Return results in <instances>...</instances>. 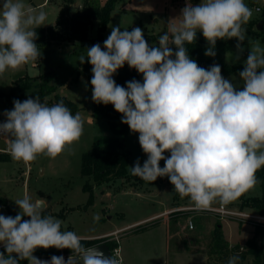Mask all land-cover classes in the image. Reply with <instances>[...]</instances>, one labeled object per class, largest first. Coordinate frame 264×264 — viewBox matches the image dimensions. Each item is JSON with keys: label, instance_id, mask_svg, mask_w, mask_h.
I'll list each match as a JSON object with an SVG mask.
<instances>
[{"label": "clouds", "instance_id": "1", "mask_svg": "<svg viewBox=\"0 0 264 264\" xmlns=\"http://www.w3.org/2000/svg\"><path fill=\"white\" fill-rule=\"evenodd\" d=\"M252 15L245 0H202L195 6L186 0L158 46L149 45L140 27L121 31V26H111L103 49L97 43L79 58L92 65L93 102L113 105L121 122L139 134L147 159L142 166L137 159L129 167L131 174L147 182L168 177L174 191L197 210L236 201L256 186V173L264 167V46L247 36L245 25ZM46 19L43 9L24 0H2L0 77L40 59L36 29ZM198 32L208 42L204 54L209 57L216 55L217 40L236 38L238 61L248 41L249 54L238 73L242 89L222 76L219 64L205 69L189 57L186 45L195 42ZM125 64L142 74L143 82L116 84L113 75ZM13 105L3 113L0 136L8 138L6 151L15 161L55 158L83 134L80 113L73 115L63 100L49 106L35 96ZM14 202L20 209L15 217L0 215V244L7 254L0 252V264H121L118 256L107 258L97 248H86L74 231H62L63 222L45 214L43 198L33 201L25 193ZM52 247L70 249L72 255L67 260L33 255L37 248ZM239 260L234 254L227 264Z\"/></svg>", "mask_w": 264, "mask_h": 264}, {"label": "rangeland", "instance_id": "2", "mask_svg": "<svg viewBox=\"0 0 264 264\" xmlns=\"http://www.w3.org/2000/svg\"><path fill=\"white\" fill-rule=\"evenodd\" d=\"M44 1L24 0L27 5L37 10L43 9L47 13L46 25L42 26L47 27L55 24L64 1ZM253 1L260 5L264 3V0H245V3L253 8ZM85 2L103 6L107 0H74L71 11L80 10ZM190 2L195 6L202 0ZM185 4L186 0H116L104 35H110L111 26H121V31L140 27L143 33L154 31L160 36L168 30V22L180 15ZM260 18L261 12H254L245 27H252L257 32L262 30L263 26L261 29L257 27L260 21L256 24ZM97 33L98 22L95 21L85 41H50L44 44L35 41L42 53L39 63L29 62L19 70L6 71L0 77V121L6 120L3 113L13 109L14 100L23 102L27 99L21 97L19 92L11 95L14 81L24 75L34 77L37 84L43 78H48V84L53 87V93L49 97L54 98L58 94L72 99L80 108L79 113L83 119V134L80 139L55 158L38 155L34 161L25 163L13 160L8 154L7 160H0V215L15 217L20 209L14 201L27 193L33 201L44 199L47 205L45 214L60 219L63 222L62 231H74L83 239L121 228L112 233V236L118 238L123 264H215L214 259L220 254L245 252L250 253L248 261L252 260L255 253L264 251L257 240L264 235L263 224L249 217L230 216L222 219L210 212L193 209L188 197L178 199L174 196L168 177H158L152 183L137 182L134 178L117 179L100 185L94 184L91 191L84 189L87 178L81 174L82 155L91 150L96 136L111 134L106 120L93 118L89 79L91 73L85 70L84 63L79 62L80 56H86V49L91 47V40ZM247 36L259 40L264 46L257 33H247ZM243 47L244 52L240 54L238 61L234 59L237 55L236 43L229 49L215 48V57H207L220 63L244 65L249 54L247 40L243 42ZM240 71L229 73L224 78L242 89L243 82L238 75ZM25 93L31 94L32 89ZM138 136V133L130 130L121 137L131 151L128 165L131 176L129 167L137 159L142 166L147 159ZM164 155L169 157L170 153L165 152ZM164 164L165 161L161 160L160 167H164ZM255 196H264L262 182H257L244 195L245 198ZM242 203L243 199L238 198L226 207L248 213L260 212L257 208ZM219 205L221 204L217 202L212 206ZM160 212L163 214L152 217ZM23 219L30 218L25 216ZM190 219L195 223L193 229L188 227ZM231 229L247 230L251 238L246 245H241L229 236ZM51 249L36 250L48 253Z\"/></svg>", "mask_w": 264, "mask_h": 264}, {"label": "trees", "instance_id": "3", "mask_svg": "<svg viewBox=\"0 0 264 264\" xmlns=\"http://www.w3.org/2000/svg\"><path fill=\"white\" fill-rule=\"evenodd\" d=\"M63 1L64 4L60 7L55 24L36 29L38 38L35 41L41 44L50 41L82 42L87 39L90 28L93 26L94 22L97 21L98 33L94 38H92L91 46L99 43L103 49V42L107 39L104 35V31L109 23L110 14L116 0H107L103 6L85 2L84 6L75 12L71 11V3L74 0ZM253 5H258V3L253 1ZM259 21L262 22V30H258L257 32L252 27L246 29L249 34L257 33L264 43V3L261 5V18L256 22V24ZM144 38L150 46H158L159 36L157 34L145 32ZM235 43H237L236 38L221 39L217 40L215 48L229 49L230 46ZM186 47L189 57L195 60L198 66L208 69L214 63L219 64L221 66L223 77L236 70H243L244 65L242 64L220 63L212 58H208L204 53L209 45L203 37L202 32H198L195 42L191 45H186ZM172 48L175 51L174 45H172ZM84 68L91 73L89 77L91 81L93 76L92 65L87 62V59L84 62ZM113 79L116 84L124 87H126L127 81H131L133 79L143 82L142 74L138 73L134 68H130L127 64L118 69L117 73L113 75ZM29 89H32V93H25ZM15 92H19L21 97H25L27 99L29 97L35 98V96H38L42 103H46L49 106L63 100L64 104L71 110L73 115L80 110L78 105L65 95L57 94L54 98L49 97V95L53 93V87L48 84V78H43V81L37 84L34 77L24 75L14 81L11 95L13 96ZM93 118L96 120H106L109 124L111 134L96 136L93 140L91 150L82 155L81 174L87 178L84 189L91 191L93 190L94 184L100 185L117 179L130 180L131 178H134L137 182H147L137 176L133 177L128 173L131 151L127 148L121 137L127 135L130 128L128 125L121 122L122 114L115 111L113 105L111 104L104 105L93 102ZM8 157V153H0V160H7ZM256 177L257 182H262L264 185V167L257 171ZM171 186L174 196L179 199V194L174 191V186L172 184ZM244 195L245 194L239 197L243 199V205L253 206L254 208H257L261 214H264V196L245 198ZM81 242L86 248L97 245L101 242H105L110 249L119 245L116 240H110L109 237L81 238ZM0 252H5L4 246L0 247ZM50 253H65L72 255L70 249H57L55 247H52ZM45 254V251L37 252V250L33 253L36 257L45 256ZM236 254L240 256L238 264H264V251L255 253L251 261H248L250 253L245 252ZM5 255H7L6 252ZM233 255L234 254H220L214 259V263L227 264L229 257ZM20 264H28V261H21Z\"/></svg>", "mask_w": 264, "mask_h": 264}, {"label": "built area", "instance_id": "4", "mask_svg": "<svg viewBox=\"0 0 264 264\" xmlns=\"http://www.w3.org/2000/svg\"><path fill=\"white\" fill-rule=\"evenodd\" d=\"M251 9L253 10V13L254 12H261V5L260 4L255 5ZM34 63H36V64L39 63V60L34 61L33 64ZM0 122H2V121H0ZM8 143H9V141H8L7 137L0 136V153H8L6 151ZM3 144H4V146H3ZM193 209H195V207H193ZM204 211H206L208 213L210 212V213H212L214 215H218L222 219L228 218L230 216H238V217H244V218L249 217V218H253L252 220H254L255 222L261 223V224L264 225V214H261L260 212H258V213H248V212L241 211V210L229 209L228 207L222 206V205H219L217 207L211 206L209 209L204 210ZM194 226H195L194 221L192 219H190L189 223H188L189 229H193ZM104 237H109L110 240H116L118 242V238L117 237H113L112 234L105 235ZM110 250H111V255L118 256L120 258V260H121V264H123V260H122L121 254H120L119 245L113 247V249H110Z\"/></svg>", "mask_w": 264, "mask_h": 264}, {"label": "crops", "instance_id": "5", "mask_svg": "<svg viewBox=\"0 0 264 264\" xmlns=\"http://www.w3.org/2000/svg\"><path fill=\"white\" fill-rule=\"evenodd\" d=\"M47 0H45L44 2H46ZM146 32H149V31H146ZM152 33L155 34L154 31H151ZM145 33V32H144ZM91 120V119H90ZM46 203V202H45ZM165 212V211H163ZM163 212H160L152 217H156V216H159L161 214H163ZM151 217V218H152ZM124 228V227H122ZM223 229L225 228V226L222 227ZM232 228V227H231ZM243 228V227H242ZM121 228L119 229H116V230H112L110 232H107V233H104L102 235H97V236H93V238H96V237H104L105 235H108V234H112V233H116L117 231H119ZM229 236L231 238H233V241H237L238 243H241V245H246L247 241L251 238L247 232V230L243 231V230H233L231 229L230 230V233H229ZM258 242H259V245L264 249V235L263 237L260 236V238L258 237ZM232 241V242H233ZM3 246V244H0V247ZM48 252V251H47ZM50 252L46 253L45 256H41V257H37L41 260H50V258L52 256H63L65 258V260H67V258L71 255V254H65V253H60V254H49ZM251 261V260H250Z\"/></svg>", "mask_w": 264, "mask_h": 264}, {"label": "water", "instance_id": "6", "mask_svg": "<svg viewBox=\"0 0 264 264\" xmlns=\"http://www.w3.org/2000/svg\"><path fill=\"white\" fill-rule=\"evenodd\" d=\"M258 29H261L262 28V22L260 21L259 24H258ZM88 248H97L99 251H101L104 255V257H107V258H111V250L109 248V246L105 243V242H101L97 245H94V246H91V247H88Z\"/></svg>", "mask_w": 264, "mask_h": 264}]
</instances>
